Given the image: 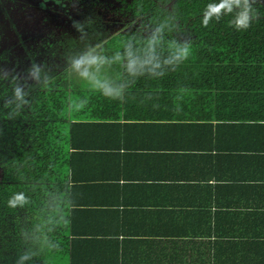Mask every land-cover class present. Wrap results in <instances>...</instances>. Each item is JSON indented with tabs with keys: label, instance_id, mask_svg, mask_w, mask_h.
<instances>
[{
	"label": "crops",
	"instance_id": "obj_1",
	"mask_svg": "<svg viewBox=\"0 0 264 264\" xmlns=\"http://www.w3.org/2000/svg\"><path fill=\"white\" fill-rule=\"evenodd\" d=\"M174 95L145 105L144 96L132 99L131 113L145 117L121 114L115 126L89 124L79 132L71 193L78 229L92 234L76 235L89 237L79 241L77 257L264 264V125L259 134L218 119L193 125L176 114L200 119L206 105L187 107L186 98L195 97Z\"/></svg>",
	"mask_w": 264,
	"mask_h": 264
},
{
	"label": "trees",
	"instance_id": "obj_2",
	"mask_svg": "<svg viewBox=\"0 0 264 264\" xmlns=\"http://www.w3.org/2000/svg\"><path fill=\"white\" fill-rule=\"evenodd\" d=\"M123 3L131 18L139 19L140 26L151 24L162 12L172 14L177 31L171 35L187 40L191 54L175 71L160 79L139 81L132 93L120 101L89 95L82 85L70 87L63 68L47 69L48 84L30 87L29 103L20 115L10 119L6 109L0 111V259L3 264H12L14 252L21 244L20 230L49 214L47 201L52 192L61 197L51 210L56 223L48 233L55 247L36 257L35 264L107 263L102 257H77L79 241L89 237L78 239L76 235L92 233L86 228L78 229V210L73 207L74 185L70 183L73 155L74 150L83 148L75 140L79 139V132L86 133L89 124L109 121L115 126L121 114L129 119L145 117L131 113L132 99L144 96L145 105L156 99V95L158 98H166V93L190 96L195 98H186L187 107L192 103L206 105L207 113L200 115L204 121L198 122L200 119L190 117L188 111L176 115L186 117L179 119L194 122L193 125L210 127L209 119H218L226 126H230L229 122L255 126L258 134V127L264 125L261 122L264 121V0H252L255 15L245 29L233 27L229 15L205 22L209 0H123ZM137 29L108 36L102 33L96 41L112 45L121 35ZM2 84L0 92L8 87ZM78 96H87V102L80 109H70V99ZM197 113L195 110L194 114ZM242 136L246 139V133ZM17 194L25 196V203L11 207L10 200Z\"/></svg>",
	"mask_w": 264,
	"mask_h": 264
},
{
	"label": "clouds",
	"instance_id": "obj_3",
	"mask_svg": "<svg viewBox=\"0 0 264 264\" xmlns=\"http://www.w3.org/2000/svg\"><path fill=\"white\" fill-rule=\"evenodd\" d=\"M55 2L61 3V0ZM222 15H229L236 29H245L253 20L255 9L252 0H209L205 6V22ZM173 20L172 14L162 12L151 24L121 35L114 44L108 45L103 41L90 42L99 36L93 27V18L73 19L71 25L80 34L82 45L64 55L65 80L70 87L82 85L89 95L116 101L125 99L139 81L158 80L167 72L175 71L190 56L189 42L171 35L177 31ZM86 30H89L87 37ZM0 62V87L2 82H9V86L0 92V111L6 109V115L13 119L29 103L30 87L46 86L50 76L45 64L34 60L19 76L5 67V52H0ZM29 80L32 85L27 83ZM86 102L87 96H78L70 99L68 107L80 109ZM60 199L58 193H50L47 201L49 214L20 230L21 244L14 252L12 264H35L36 257L55 247L48 233L51 225L56 223L51 210ZM24 203L23 194L10 200L11 207H20Z\"/></svg>",
	"mask_w": 264,
	"mask_h": 264
},
{
	"label": "rangeland",
	"instance_id": "obj_4",
	"mask_svg": "<svg viewBox=\"0 0 264 264\" xmlns=\"http://www.w3.org/2000/svg\"><path fill=\"white\" fill-rule=\"evenodd\" d=\"M3 1H0V52L6 53L5 67L17 76L32 60L44 63L46 69L62 70L64 55L75 49L74 36H80L71 25L73 19L93 18V27L104 36L140 27L139 19L131 18L125 11L123 0ZM63 34L67 35L65 43L54 44ZM93 42H97L96 38ZM3 83L9 86L8 81ZM0 262L3 264V260Z\"/></svg>",
	"mask_w": 264,
	"mask_h": 264
},
{
	"label": "flooded vegetation",
	"instance_id": "obj_5",
	"mask_svg": "<svg viewBox=\"0 0 264 264\" xmlns=\"http://www.w3.org/2000/svg\"><path fill=\"white\" fill-rule=\"evenodd\" d=\"M0 1H2V0H0ZM42 1H44V0H42ZM3 2H6V1L4 0ZM7 2H12V0H9ZM66 39H67V35L66 34H63V35L59 36L55 40V43L54 44H63V43H65ZM74 39H75V47L74 48H78L80 45H82V41L80 40V36L79 37L74 36ZM58 41H62V43H59ZM90 42H93V40H90ZM49 45H52V43L50 42Z\"/></svg>",
	"mask_w": 264,
	"mask_h": 264
}]
</instances>
